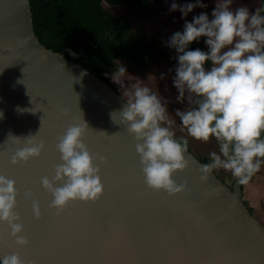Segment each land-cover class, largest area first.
<instances>
[{
    "label": "water",
    "instance_id": "1",
    "mask_svg": "<svg viewBox=\"0 0 264 264\" xmlns=\"http://www.w3.org/2000/svg\"><path fill=\"white\" fill-rule=\"evenodd\" d=\"M85 54L47 48L30 0H0V175L16 182L20 235L29 241L16 245L0 222V257L18 252L27 264H264V224L245 202L243 185L230 187L215 172L201 180L205 163L189 147L187 168L172 177L185 191L170 196L147 186L138 141L121 123L127 100L74 61ZM83 121V143L104 191L96 202H71L58 214L41 179L52 180L62 163L58 137ZM30 136L44 141L41 155L13 165Z\"/></svg>",
    "mask_w": 264,
    "mask_h": 264
},
{
    "label": "clouds",
    "instance_id": "2",
    "mask_svg": "<svg viewBox=\"0 0 264 264\" xmlns=\"http://www.w3.org/2000/svg\"><path fill=\"white\" fill-rule=\"evenodd\" d=\"M233 4L234 0H216L211 19L202 12L191 22L185 20L183 32H175L168 46L177 52L178 66L173 78L178 91L176 101L188 104L186 110L175 111L181 131L186 130L187 136L204 143L214 139L219 148L209 154L210 162L202 166L201 180L206 181L210 174L222 169L230 172L239 184L248 185L264 165V6L253 12L245 5L233 8ZM195 8L207 5L202 0L183 5L173 0L170 11H179L183 19ZM201 37L206 38L208 51L188 50ZM208 62L210 69L206 67ZM111 79L123 89L122 95L128 97L120 111L121 123L138 141L136 151L145 183L150 189L170 196L185 191L186 185H178L172 177L188 166L184 153L189 141L183 136L176 137L173 131L176 121L169 117L168 102L142 85L120 63ZM125 80L130 82L127 87ZM132 80L136 82L131 83ZM88 129L83 121L69 126L58 137L56 148L62 163L56 165L52 180L41 179L42 187L53 197L49 207L58 214L71 202H96L103 194L100 167L83 143ZM27 144L12 156L13 165L38 158L45 147L44 141L37 143L34 136L27 139ZM96 158L101 164L106 163L104 157ZM58 183L62 186H55ZM17 195L16 182L0 175V222L8 225L16 245L25 247L29 241L20 235L23 225L15 212ZM25 196L31 198L33 193L29 190ZM32 210L39 219L38 201L33 200ZM0 264L27 262L18 252H12L0 257Z\"/></svg>",
    "mask_w": 264,
    "mask_h": 264
},
{
    "label": "trees",
    "instance_id": "3",
    "mask_svg": "<svg viewBox=\"0 0 264 264\" xmlns=\"http://www.w3.org/2000/svg\"><path fill=\"white\" fill-rule=\"evenodd\" d=\"M154 0H30L34 28L39 40L58 52L69 47L75 52L83 48L86 54L74 61L96 74L117 89L106 76L117 67V61H126L144 70L152 64L172 57L175 49L155 37L149 38L143 26L133 28L128 16L116 15L108 6L128 8L133 14H142ZM264 6L260 0L259 6ZM205 37L194 41L188 50L197 48L207 52ZM68 59H72L66 53ZM210 69L211 62L206 64ZM189 147V146H188ZM209 163L210 156L200 158ZM217 172V171H214ZM218 173V172H217ZM217 176L230 187L218 173ZM251 212L253 209L250 208Z\"/></svg>",
    "mask_w": 264,
    "mask_h": 264
},
{
    "label": "rangeland",
    "instance_id": "4",
    "mask_svg": "<svg viewBox=\"0 0 264 264\" xmlns=\"http://www.w3.org/2000/svg\"><path fill=\"white\" fill-rule=\"evenodd\" d=\"M179 5L185 3H195V0H175ZM207 8H195L188 14L186 18H181L182 14L179 11H170L173 0H154L152 4L139 15L133 14L128 8L120 6H108L111 11L116 15L123 14L129 17L133 28L141 25L146 31L149 37H155L163 44L168 43L170 37L177 31L183 32L185 20L191 22L194 16H198L200 13H207L209 19L212 18L211 13L216 6V0H202ZM260 0H234L233 8L240 5H245L250 11H255L258 8ZM176 50L173 52L172 57L163 58L161 63L152 64L147 69L141 70L137 66L129 64L124 61H117V66L120 63L124 66L127 72L142 81V85L150 87L158 95L162 96L168 103L167 108L169 111L170 119H174L176 123L173 125V131L176 133V137H185L189 141L191 150L199 157L210 156L212 151H219L218 145L214 139L210 142L204 143L197 141L190 136H187L186 130L181 131V123L179 117L175 116V111L180 109L181 111L188 108L187 101L180 103L176 101L178 95L177 89L173 85V78L175 76V69L178 66ZM112 73H107L106 76L110 79L113 85L122 94L123 89L114 83L111 79ZM164 75V79H161V75ZM149 76L153 78L149 79ZM132 80L131 83H135ZM130 82L124 81L125 87ZM126 100L127 96H123ZM222 178L227 182H233L235 179L230 172L224 170H216ZM234 183V182H233ZM232 183V185H233ZM244 188V199L252 209L256 217L264 224V165H262L260 172H258L248 185H243Z\"/></svg>",
    "mask_w": 264,
    "mask_h": 264
},
{
    "label": "flooded vegetation",
    "instance_id": "5",
    "mask_svg": "<svg viewBox=\"0 0 264 264\" xmlns=\"http://www.w3.org/2000/svg\"><path fill=\"white\" fill-rule=\"evenodd\" d=\"M149 37V36H148ZM149 38H151V37H149ZM189 148H190V146H189ZM191 149V148H190ZM216 174H218L217 172H216ZM247 203V202H246ZM248 206H249V208H252L249 204H248ZM253 212H254V209H253Z\"/></svg>",
    "mask_w": 264,
    "mask_h": 264
}]
</instances>
